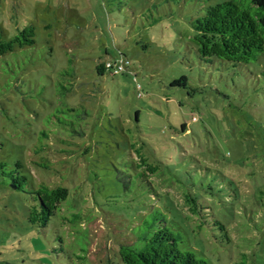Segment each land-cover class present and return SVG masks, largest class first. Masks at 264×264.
I'll use <instances>...</instances> for the list:
<instances>
[{
    "label": "rangeland",
    "instance_id": "obj_1",
    "mask_svg": "<svg viewBox=\"0 0 264 264\" xmlns=\"http://www.w3.org/2000/svg\"><path fill=\"white\" fill-rule=\"evenodd\" d=\"M223 1L0 0V37L35 40L0 55V162L69 190L40 229L0 175V264H124L119 244L153 212L211 264H264V53L231 64L194 42Z\"/></svg>",
    "mask_w": 264,
    "mask_h": 264
},
{
    "label": "trees",
    "instance_id": "obj_2",
    "mask_svg": "<svg viewBox=\"0 0 264 264\" xmlns=\"http://www.w3.org/2000/svg\"><path fill=\"white\" fill-rule=\"evenodd\" d=\"M196 52L202 58H218L231 64H247L258 60L264 53V0H226L210 5L203 16L193 23ZM34 28L27 26L10 39L0 37V55L34 44ZM96 71L103 75L108 71L106 64L98 63ZM264 75V72H263ZM185 75L173 79L171 86L187 87ZM180 129L185 131L182 123ZM149 172L157 165H149L142 157ZM18 168L21 164H17ZM0 175L8 178L16 190L30 194L27 220L37 228L45 229L56 215L58 205L69 194L67 187H49L38 184L33 188L25 187L30 183L27 175L16 169H8L7 163L0 162ZM26 188V189H25ZM184 200L193 214H199L200 204L194 195L186 194ZM173 205V204H172ZM220 229L224 226L216 221ZM135 237L119 244L118 253L124 264H211L190 250L181 248L179 236L166 223L158 212L143 218L137 226Z\"/></svg>",
    "mask_w": 264,
    "mask_h": 264
},
{
    "label": "built area",
    "instance_id": "obj_3",
    "mask_svg": "<svg viewBox=\"0 0 264 264\" xmlns=\"http://www.w3.org/2000/svg\"><path fill=\"white\" fill-rule=\"evenodd\" d=\"M106 68L111 70L113 73H118L124 70V63L121 61L107 62Z\"/></svg>",
    "mask_w": 264,
    "mask_h": 264
}]
</instances>
